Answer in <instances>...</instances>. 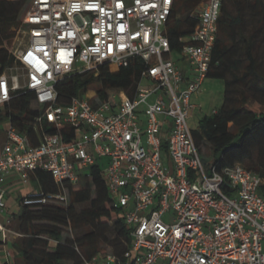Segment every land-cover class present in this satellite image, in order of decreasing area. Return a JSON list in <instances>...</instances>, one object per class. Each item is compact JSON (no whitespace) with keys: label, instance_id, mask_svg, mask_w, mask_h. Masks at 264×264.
I'll return each mask as SVG.
<instances>
[{"label":"built area","instance_id":"1","mask_svg":"<svg viewBox=\"0 0 264 264\" xmlns=\"http://www.w3.org/2000/svg\"><path fill=\"white\" fill-rule=\"evenodd\" d=\"M176 3L30 0L9 49L14 64L0 73V105L32 92L40 110L33 133L7 124L0 214L9 175L30 185L36 171L50 172L57 190L34 186L20 198L36 206L67 200L68 184L79 185L97 165L130 232L122 258L108 248L82 264H264V177L242 163L205 160L188 122L212 65L223 0H203L194 29L174 45ZM131 63L142 66L133 94L111 88L103 99L89 89L58 102L63 76ZM12 221L0 220V261H10L9 242L24 235Z\"/></svg>","mask_w":264,"mask_h":264},{"label":"trees","instance_id":"2","mask_svg":"<svg viewBox=\"0 0 264 264\" xmlns=\"http://www.w3.org/2000/svg\"><path fill=\"white\" fill-rule=\"evenodd\" d=\"M203 0H177L170 17L171 38L189 33L198 22L196 8ZM30 0H0V73L14 64L9 49L22 24ZM230 5L234 9L230 8ZM185 13V14H183ZM142 66L131 63L118 69L108 64L63 76L56 84L58 102L68 104L74 96L95 88L106 99L107 90L123 88L133 94ZM207 76L225 80L224 103L219 110L205 114L194 130L197 145L207 140L214 161L221 166L242 163L264 177V0H223L219 34ZM34 94L25 92L6 103L0 120L8 119L21 131L33 133V121L40 110L32 105ZM50 130L51 126H45ZM63 129L64 139L69 131ZM82 185L68 184V198L42 205H22L18 231L23 237L9 247L24 264H82L107 250L123 257L131 241L120 211L111 205V195L102 169L93 165ZM35 187L57 190L50 172L32 175ZM264 194V184L261 187ZM89 203L82 209L77 204ZM115 233L111 241L109 234ZM3 242L0 239V251ZM0 264H11L0 261Z\"/></svg>","mask_w":264,"mask_h":264},{"label":"rangeland","instance_id":"3","mask_svg":"<svg viewBox=\"0 0 264 264\" xmlns=\"http://www.w3.org/2000/svg\"><path fill=\"white\" fill-rule=\"evenodd\" d=\"M230 8L234 9V7L232 5H230ZM183 14H185V13H183ZM21 36L22 35H20V37ZM14 40H16V39H14ZM16 45H17V43H16ZM14 72L19 73L21 75L22 70L19 68H15ZM90 90L91 91L89 93H92V91L96 90V89L91 88ZM224 91H225V80L223 78H216V77H212V76H207L205 78V80L202 84V87H201V91L197 94H194L192 97V102L195 104H198L200 106L193 110L192 116L188 119V122H189V125L191 126V128H193L194 130L199 129L200 128V120L205 114H210V113H212L213 110H219L222 107V105L224 103ZM91 101L93 102V98L91 99ZM32 105L36 108L39 107V105L33 100H32ZM5 111H6V104L0 105V116H1V114H4ZM7 124H8V119L3 118L0 120V147L4 142ZM201 149H202V153H203L205 160L213 159V151L211 148V144L207 140H203L201 142ZM107 161H108V157H103L100 160V163L102 164L103 167H105L107 165ZM87 172H89V170ZM84 182H85V178L82 176L80 181H79V185L84 184ZM33 184H34L33 179L31 180L30 185H26V184L22 183L21 191L24 192V194H27L30 186L34 187ZM17 199L20 201L19 195L17 196ZM85 206H89V203H79V204H77V209L80 210ZM7 215H8L7 211L2 215L0 214V220L5 221V219L7 218ZM10 227H12L15 230H18V228H17L18 227L17 217H15V216L13 217V221L10 223ZM22 237L23 236H19L17 238H12L10 242L12 243L13 241L21 239ZM109 237L112 241L115 237V233L110 232ZM106 246H107V249L108 248L111 249L112 248V242H110L109 244H106ZM11 252H12L11 257H13V261H11V264H24L20 255L14 253V256H13L12 248H11Z\"/></svg>","mask_w":264,"mask_h":264},{"label":"crops","instance_id":"4","mask_svg":"<svg viewBox=\"0 0 264 264\" xmlns=\"http://www.w3.org/2000/svg\"><path fill=\"white\" fill-rule=\"evenodd\" d=\"M8 122H9V120H8ZM5 138H6V133H5L4 140H5ZM21 185H22V182L20 181V179L16 175H9L7 177L5 183H4V187L7 190V192H6L7 206H6L5 211L2 214H4L7 211L8 212L7 217L8 216L14 217L17 213L20 212V210L22 208L20 201L17 199L18 195L20 196V198H21V196L24 195V192L21 191ZM26 185H28V184H26ZM30 188H31V186H30ZM11 259H10V263H11V261H13V257H11Z\"/></svg>","mask_w":264,"mask_h":264}]
</instances>
